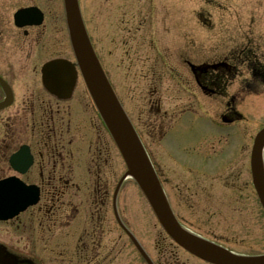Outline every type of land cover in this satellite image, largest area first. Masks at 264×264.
I'll return each instance as SVG.
<instances>
[{"label": "flooded vegetation", "instance_id": "1", "mask_svg": "<svg viewBox=\"0 0 264 264\" xmlns=\"http://www.w3.org/2000/svg\"><path fill=\"white\" fill-rule=\"evenodd\" d=\"M220 1V38L211 41L197 39L193 26L180 31L175 8L165 15L166 28L161 8L155 9L151 37L142 10L117 9L107 0V22L105 0H95L90 23L84 0L79 3L95 53L143 138L182 230L234 254H261L252 250L264 220L252 179L254 139L234 135L227 144L224 134L245 118L243 95L264 92V0H238L234 8ZM248 13L251 20L243 23L241 14ZM212 16L208 12L203 28L216 36ZM183 118L211 129L201 136L202 150L185 139H165ZM120 157L82 78L66 1L0 0V187H11L0 194V205L11 195L25 207L0 219V264H113L121 255L131 264L126 229L153 264H212L173 242L156 217L152 254L120 204L126 172L115 184ZM248 172L251 185L243 180ZM250 188L258 200L246 202ZM244 213L252 216L245 222Z\"/></svg>", "mask_w": 264, "mask_h": 264}, {"label": "rangeland", "instance_id": "2", "mask_svg": "<svg viewBox=\"0 0 264 264\" xmlns=\"http://www.w3.org/2000/svg\"><path fill=\"white\" fill-rule=\"evenodd\" d=\"M237 3H238V0L236 1V3H232L230 0H227V5L231 8L236 7ZM128 4H129V7L130 8L132 7L133 10L137 8L138 12L140 10L145 12L146 18L150 17L149 22L146 24V26L148 25L147 31H146L148 36L150 35L151 37H153V32L157 31V27L153 26V24L155 23V19H156L155 9L161 8L160 13L162 17L164 18V21L162 24H163V28H166V26L169 27V22H165V15L168 13L169 10H172V8L173 9L175 8L178 14V20H179L178 23L180 26L181 25L184 26V27L181 26V28L179 27L180 31L184 32L190 26H193L195 30L196 38L199 40L206 39L207 41L208 40L211 41V40H216L220 38L218 36V30H216L219 24L220 13H222V10L220 8L222 7V4L220 0H114V6L117 9H122L126 7V5ZM210 4H213V5L210 6ZM109 6L110 5L107 3V0H105V3H104L105 15L107 14V10ZM95 7H96L95 0H84V9L89 15L90 23H91L93 14H94ZM156 12H159V11H156ZM208 12H211L213 14L211 21H212V24L216 28L214 29V32L211 34L212 35L216 34V36H210L209 34L206 33L207 29L205 30L203 28V24H204L203 21L205 17L208 16ZM108 14L106 15V21L108 18ZM132 17L138 20V18L141 17V15H138V16L133 15ZM241 17L243 19L242 21L243 23H249L251 20V13L241 14ZM234 18L235 16H233L230 19V21H233ZM160 32L162 31L160 30L159 33ZM166 36L167 34L165 33L163 34V36L161 35V39L163 40V42L167 40ZM103 50L106 51L107 49L104 48ZM163 51L165 52V49H163ZM103 54H104V59L107 62L108 59L106 57V54L104 52ZM260 92H262V90H260L258 93ZM250 95L251 93L243 95L245 99L246 97L248 98V100L246 99L247 101L245 99L244 100L246 101V103L248 102L247 105L249 106L245 109L246 111H243V112H246V114H248L247 123H242L241 125L242 130L239 133V135L235 130L230 131L229 129H227V132H225L224 134L225 135L224 138L227 140V144L230 141L229 139H233V136L235 135V133L238 136H242V139H244L243 128H245V125L249 126L247 129L248 130L247 134L252 133L253 135H255L257 131L264 125V95L260 96L258 100H253L258 97H253L254 95H251V96ZM250 100H253V101H250ZM210 131L211 129L208 128L207 123H205L202 120H199V119L191 120L189 118H183L181 121L176 123L175 128L172 129L170 134L165 139H172L173 141H175V139H185L186 143H190L191 145L194 144V146H192L193 148L195 147L199 148V146H201L199 150H202L203 138L201 136H203L204 134L206 135V133H209ZM213 138L219 139V136L217 135ZM221 147L222 146L218 144L217 150L220 151L222 149ZM228 149L229 148L227 147V150ZM184 157L190 158L191 155L189 154L184 155ZM197 158H202V157L197 156ZM245 161H244V164H245ZM125 169H126L125 162L123 161L122 157H120L116 164V169H115V184L119 180V177L121 176L122 171L124 172ZM168 177H169V182H171L170 180L171 176L168 175ZM243 180H244V183H247L248 181V183L251 185L249 172L248 174L244 173ZM250 189L252 193H249V195L247 194V192L243 193V200L246 202L258 200L257 199L258 197L254 193L253 189L252 188ZM167 190H168V194L171 200L174 199L175 192L171 189L170 185H168ZM120 204L129 213L130 226L139 232V234L144 239L145 245L148 247V249H150L152 254H155L156 252L155 238H156V233H158L156 231L155 225L153 224L155 222V215L145 195L143 194L140 187L138 186V184L133 178H129L125 181L122 195H121ZM259 211H260L259 215L262 216L261 214L262 210L259 209ZM243 217H244L243 222H245L246 217H252V216L250 214L244 213ZM244 225H250V224H244ZM263 236H264V220L263 221L259 220V227L257 230V237H259V240L257 241V243L252 245V250L254 253H264V238H262ZM164 239L165 238L163 236L164 246L166 245L165 247H170L171 245H170L169 240H167L166 242V240ZM248 250L249 249H247V251ZM124 257L125 255L124 256L121 255L114 261L113 264H125ZM129 260L131 264H143V260L139 252L136 250V248L134 247L132 243L129 249Z\"/></svg>", "mask_w": 264, "mask_h": 264}, {"label": "water", "instance_id": "3", "mask_svg": "<svg viewBox=\"0 0 264 264\" xmlns=\"http://www.w3.org/2000/svg\"><path fill=\"white\" fill-rule=\"evenodd\" d=\"M66 2L73 43L85 81L127 162L129 168L127 176H131L139 184L166 231L185 249L206 261L215 264H264V255L237 256L181 230L145 148L94 54L80 16L78 1L66 0ZM263 150L264 129L258 134L253 149L255 184L264 205ZM5 213L12 216V209L9 208ZM132 239L144 254V250L133 236Z\"/></svg>", "mask_w": 264, "mask_h": 264}]
</instances>
